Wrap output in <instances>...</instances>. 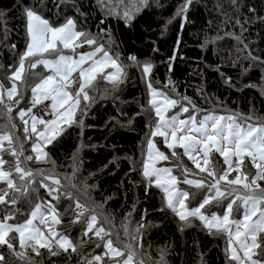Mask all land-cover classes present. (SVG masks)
Masks as SVG:
<instances>
[{"label": "trees", "instance_id": "obj_1", "mask_svg": "<svg viewBox=\"0 0 264 264\" xmlns=\"http://www.w3.org/2000/svg\"><path fill=\"white\" fill-rule=\"evenodd\" d=\"M28 7L55 25L73 18L77 29L85 33L83 39H97L123 68L122 80L113 83L99 77L88 87L97 96L92 103L84 101L75 122L46 146L47 158L39 160L50 163L56 173L44 179L57 177L60 184H67L71 198H64L65 205H73L76 199L90 204L98 225L109 235L94 239V232L85 235L87 222H71L62 232L71 237L76 251L53 256L46 249H40L39 255L31 247L21 250L13 232L9 242L24 255L18 257L0 245L3 264H86L94 248L109 238L120 249L133 252L138 264H237L222 231L209 230L194 217L182 221L142 174L144 142L154 117L148 111L143 66L151 63V81L198 115L214 112L235 114L239 120L264 119V0H147L146 5L138 3L128 18L98 0H0V81L5 86L27 46ZM29 73L19 81L14 99L19 103L12 111L0 103L2 132L13 134L22 121L17 109L21 95L20 109L28 108L34 83ZM108 89L101 97V91ZM176 151L179 160L174 171L179 174L183 158L187 162L189 158L181 149ZM33 181H25L20 192L26 196L16 198L15 205L0 204V219L11 213L13 222H21L46 193L50 197L43 180ZM181 187L189 193L196 190ZM4 191H8L7 183L0 181V194ZM53 204L60 219L70 217L63 206Z\"/></svg>", "mask_w": 264, "mask_h": 264}, {"label": "snow or ice", "instance_id": "obj_2", "mask_svg": "<svg viewBox=\"0 0 264 264\" xmlns=\"http://www.w3.org/2000/svg\"><path fill=\"white\" fill-rule=\"evenodd\" d=\"M141 2L144 5L147 4V0H141ZM187 2L190 3L191 0H187ZM138 10L139 8H137ZM180 11H184V8L182 7ZM25 15L30 40L26 51L21 54L18 67L13 71L11 77H9L13 81L12 86L5 90L4 85L0 83V103L4 102L5 91L9 100L18 94L16 81L23 80L25 61L29 58H33L34 60V62L30 63V68H35L38 64H43L52 69L53 74L42 78L31 90L33 93V106L41 103L42 100L51 99L52 101L51 109L53 110L55 118L46 121L33 116L31 125L32 133H36L41 141L51 143L63 131L60 127L61 123L71 125L75 122V111L79 105L81 94L83 95V99H89L86 88L96 79V75L103 73L107 67L114 68L115 72L107 73L106 76L113 83H116L123 75V68L117 63L116 59L104 50L103 44L97 45L91 53L81 54L79 60H74L72 57L64 55H57V58L54 60L43 59L46 53H57L58 44H62L64 48L73 47V42L77 38L84 37L85 33L75 30V22L72 19H68L64 24L54 27L48 20L44 19L38 12L31 8L25 9ZM124 16L125 18L129 17L127 10L124 11ZM85 42L89 45L96 44L95 39L92 38L86 39ZM97 53H102L101 59L95 58ZM131 59L135 60V57H131ZM88 61H91V64L88 67H83ZM143 70L145 73H150L151 65L145 64ZM74 72H78L81 78L75 98L69 92L64 91L70 84L75 83V81L69 79ZM151 87L152 85L149 83V88ZM158 95L162 97L160 101L156 99ZM184 99L187 98L185 97ZM69 101H72V103L69 104ZM150 103L158 118L155 130L151 133V136L155 137L158 135L163 137L166 146L169 149H173L172 155L176 154L174 150L177 146L183 148L184 153L193 161L196 168L200 172L206 173L207 177L210 178L207 181L203 178L185 179L184 183L193 185L198 189L208 188L211 191L197 207L189 209L185 203L189 197V193L187 191H179L176 188L178 181L175 176L171 175L172 169L155 167L156 160H167L169 157L159 151V149H156L155 144L151 140L148 145V162L144 164L143 169L144 177L148 178L150 182L155 178L156 185L161 187L166 194L167 206L182 221H187L189 217L199 218L209 230L215 229L226 232L229 237L230 255L233 261H237L238 264H264V258H256L258 255H264V248L258 242V235L264 234V207H261L264 205V188L260 187L257 183L258 180H264V123L241 124L238 122L239 117L236 115L225 117L214 114L205 115L200 121H197L195 115L190 116L187 120H179L178 115H173L166 119L165 113L169 108L175 107L178 101L168 97L163 92L158 93L156 89H152ZM66 105L68 106L65 107ZM181 108L183 112L189 111L188 107L181 106ZM8 111H12L11 106L8 107ZM27 112H31V109H28ZM26 114V111L23 109L19 112L22 120ZM247 119H250V117L245 118V120ZM24 123L27 125L28 121L25 120ZM37 123L44 126L43 131L37 132ZM25 131H28L27 127ZM177 133H181V135L178 137ZM169 135H171V142L168 140ZM5 141L9 145H12L13 138L10 132L0 133V151L5 150ZM153 149H156L155 158L153 157ZM213 149L224 158V163L227 165V168L219 175H217L215 169L208 167L210 164L209 154ZM34 151L37 153V160L47 157V153H41L39 143L34 145ZM200 152H203L205 157L204 167L201 166L196 156L192 154ZM12 155L16 156L14 149L12 150ZM234 157L236 158L235 167H233ZM245 157H249L257 169L256 175L252 178L251 182H248V175L242 174L241 170V165ZM27 159L31 160L32 157L30 156ZM5 163L6 161L0 158V181L7 183L8 191L15 189V192H20L21 189L16 187L15 182L11 178L13 170H4L3 166ZM14 171L20 174L21 180L25 177H32L31 170L25 171L20 167L19 160L16 162ZM184 171L187 173L189 170L185 168ZM233 171L237 172V175L233 179H229V174ZM41 175H43L42 171ZM47 179L53 180L56 185L60 184L59 179L52 176L47 177ZM222 182L230 186L242 185L243 189L248 190V194L235 195L225 205V211L222 216L213 213L209 217L201 211L206 205L215 201L217 206H219L222 200L228 199L229 196H232V193L236 192V188L234 187L231 191H222L220 187ZM44 187L47 188L48 185L44 184ZM8 191L0 194V204L10 203L15 205L17 203L15 198L6 200ZM51 191L58 192L59 189H50ZM68 196L71 198L70 193ZM237 201H240L243 206L242 220L230 219L233 207L237 205ZM83 207L78 200L75 201L77 215L73 223L79 221L80 217L83 216V211H80ZM237 210L239 211V206H237ZM45 213L51 216L53 223L57 225L61 223L59 214L51 203L46 205L43 210L40 203L35 204L30 213V217L23 223H8L9 220L14 219V216L11 213H6L0 219V245H6L18 257L23 256L24 252H16L14 245L9 242V234L15 232L18 234L21 250L26 247H31L39 255L40 249H46L53 256L57 255L60 251L67 252L69 249L75 252L76 245L73 244L68 236L55 231L50 226ZM253 217L257 218L253 220ZM37 221L39 225L44 226V230L35 223ZM96 222L97 217L92 215L87 224L85 235L88 232H93L95 229V236L103 240L104 236L102 233L104 235L109 234L105 232L103 226L95 227ZM233 226H235L234 233ZM106 247L113 257L124 256L123 251L113 246L111 238L107 239ZM107 254L105 253V255ZM93 259L97 262L101 261L100 256H95ZM133 259V254L129 252L123 264H133ZM161 260L163 261V253L161 254ZM3 261L4 255L0 253V264H3ZM88 264H92V261H88ZM140 264H143V262L141 261Z\"/></svg>", "mask_w": 264, "mask_h": 264}, {"label": "rangeland", "instance_id": "obj_3", "mask_svg": "<svg viewBox=\"0 0 264 264\" xmlns=\"http://www.w3.org/2000/svg\"><path fill=\"white\" fill-rule=\"evenodd\" d=\"M98 2L100 3L101 6L106 7L110 11H113L115 13H119V14H121L123 16H124V11L127 10L129 12V16H131L133 14V11H132L133 8L138 3H140L141 1L140 0H123V2H121V0H103V2H102V0H98ZM28 8H31L34 11H36L33 7H28ZM38 14L41 15L44 19L48 20L49 23L52 26H54V27L60 26V25L64 24L68 20V19H66L63 23L55 25L48 18H46L42 13L38 12ZM69 19H72L74 21L73 18H69ZM26 21H27V18H26ZM75 30L78 31V32H81V31H79L77 29L76 23H75ZM26 32H27V28H26ZM88 38H89L88 36L85 39H83V37L77 38L73 42V47H69V48H64L62 44H58L57 53H53V54H47L46 53L43 56V59L54 60V59L57 58V55H64V56L72 57L74 60H79V57H80L81 54L91 53V52L94 51V49H95V47L97 45H100V42L98 43L97 39H95V41H96L95 45L87 44L85 42V40L88 39ZM27 39H28V42H27V45H28L29 40H30L28 32H27ZM104 50L107 51L114 59H116L117 63L121 66V64L119 63V60L110 51L105 49V46H104ZM25 51H26V48H25V50L23 52H25ZM250 54H252V52H250ZM95 58L96 59H101L102 58V53H97ZM250 58H253V57H250ZM31 62H34L33 58H29L28 60L25 61V70L23 72V77L27 74V71H29L31 73L30 78H32L31 80H33V82H34L30 86V88L32 90V88L35 87V85L37 83H39L42 78H44V77H46L48 75H52L53 73H52V69L44 66L43 64H38L35 68H30L29 65H30ZM90 64H91V61H88L87 63H85L83 65V67H88ZM145 64H150L151 65V63H145ZM151 69H152V65H151ZM13 71H15V70H13ZM13 71L11 72V75H12ZM110 72H115V69L111 68V67L105 68L103 73H98L96 75V79L92 82V84L94 82H96L99 77L102 78L104 81L112 82L106 76V74L110 73ZM122 77H123V75L121 76L120 80H122ZM69 79L72 80V81H75V83L70 84L67 88L64 89V91L69 92L72 95V97L75 98V94H76V92H77V90L79 88V83L81 82V78L79 77L78 72H74L69 77ZM143 79L145 81V88H146V93H147V96H148V111H149V114H152L154 117H152L151 120H150V122L152 123L151 124V131H150V134L147 137L146 141L144 142L145 143L144 144L145 148H144V159H143V164H142V174H143L144 164L146 162H148V152H149L148 145H149V141L151 140L155 144L156 149H159V151L165 153V155H167L169 157L167 160H162V159L156 160L155 161V167L172 169L171 175L175 176L177 178L178 183L176 185V188L179 191H187L188 192V190H186L185 188L181 187L183 185H185L187 187H190V188H195L196 189L192 193L188 192L189 193V197L185 201V203L187 204L189 209L195 208V207H197L199 205V204L196 203L197 200L201 196H206L211 191V189H208V188H200V189H198V188H196L193 185H189L187 183H184V180L185 179H201V178H203V179H205L207 181L210 178L207 177L206 173L200 172V170L196 168V166H195V164L193 163L192 160L189 159V161L187 162L185 158H183V163L180 164L179 168L177 169L179 174H176V172L174 171V168L177 165V161L179 160V156H178V153L176 151V148L181 149L183 151V155L185 157L188 158V156L184 153V149L179 147V146H177L175 148V150H174L176 154L172 155L173 149H169L166 146V144L164 143V138L163 137L158 136V135L155 136V137L151 136V133L155 130V125H156V123L158 121V118L156 117L155 110H154L153 106L150 103V101L152 99V89H156L158 93L159 92H163L168 97H170L172 99H174V98L171 97L166 92V90L163 89L161 86H159L157 83L151 81L150 73H145L144 72ZM12 82L13 81H10V84L7 85V86L4 85V89L6 90V89L10 88L12 86ZM0 83H2V82L0 81ZM149 83H151V85H152L151 88H149ZM16 84H17V92H18L19 81H16ZM90 86H88V87H90ZM88 87L86 88V91H87L89 99H87V100L83 99V95L81 94L79 105L76 107V111H75V120L77 118L79 107H81L84 104V101L91 100V103H92L93 97L97 96L96 93L90 94L89 90H88ZM108 91H109V89L106 90V91L105 90L101 91L102 92L101 97H104L107 94ZM18 94L15 95L13 97V99L9 100L7 98V94H6V91H5V93H4V102L6 103L5 106L9 107L10 104H8V102L9 101L10 102L14 101V99L17 98ZM92 95H94V96H92ZM37 96H39V94H37ZM156 99L158 101H160L162 99V97H160L158 95L156 97ZM22 100L23 99H22V95H21L20 106L22 105ZM45 102L48 103V106H49V108H50V110L52 112V117L48 118V119L42 118V117H40V116H38V115H36L34 113L35 107L37 105H39L41 103H45ZM41 103L36 104L35 106H33V93H32L30 99L28 100V104L26 105L28 108L27 109L21 108V109L25 110L27 114L24 116V119L22 121L21 120L19 121V125L15 128V130H14V132L12 134V138L15 139V141L12 143V145H9L7 143V141L4 142V149L5 150L0 151V158H2L4 161H6V163L3 166L5 171L13 170L11 178L15 182L16 187L21 189L22 186L24 185L25 181L28 182L30 180H31V182H35L33 180H41V181L43 180L44 184L48 185L47 188L45 187V190L48 191V192L50 191V189H56L58 187V189H59L58 192L51 191V192L48 193L49 196L52 199L56 200V201L51 200L50 197H48V195L46 193L45 197H43L41 202H38V203L41 204L42 210L49 203H51L53 206H54L53 203H55L56 206H59V205L63 206V208H64L63 211L64 212H66V211L70 212V217L65 218V219L61 218L62 220L59 218L61 220V223L58 224L59 226L57 224L53 223L52 219H51V216H49V215H47V213H45L46 218H47L50 226L55 231H57L59 233H63L62 231L65 232L66 228L68 227L67 224H70L71 222L73 223V221L75 220L76 215H77V210L75 209V206H74L75 203L73 205H65V203L63 202L64 198L66 196H68L69 191H70V190H67V188H66L67 184H65L62 181L61 184L56 185L53 180L44 179L46 177L45 175L54 174L53 172H55V171H53L54 170L53 166L50 163L49 164H45L43 162H40L39 160H36L37 153L34 151V145L39 143L40 144V148H41V153H47L46 152V146L49 143L41 141L40 137L36 133H32L31 132L32 117L35 116L38 119L42 118V119H44L46 121L55 118V116L53 114V110L51 109V103H52L51 99L42 100ZM71 103H72V101H69V104H71ZM20 106L17 107L18 110H21ZM67 106L68 105H66L65 107H67ZM181 106L182 105L177 103V105L175 107L169 108L168 111L165 113V118L167 119V118H170L173 115H178V119L179 120H187L190 116L195 115L197 121H200V120L203 119V117L205 115H208V114H214V115H217V116H225V117L232 115V114H220V113H214V112H211V113L209 112V113H204V114L198 115L196 112H192V110L189 107H188V109H189L188 112H183ZM8 107H6L7 111H8ZM184 107H187V106H184ZM28 109H31V112H27ZM152 111H153V113H152ZM18 112H20V111H18ZM233 115H235V114H233ZM9 118H11V117H9ZM25 120L28 121V124L25 125V123H24V125H22L21 123L24 122ZM238 122L241 123V124H244V123L258 124V123H264V119H260V118L257 117L255 119L250 118V119L245 120V118H244V119L239 120ZM66 125L67 124L61 123L60 127L64 130L65 129L64 127ZM18 127H20V129H18ZM26 127L28 128L27 132L25 131ZM36 127H37V132H40V131L44 130V126L40 125L39 123H37ZM0 133H2V131H0ZM48 135H50V134H48ZM180 135H181V133H177L178 137ZM168 140H169V142H171V135H169ZM20 142H22L21 145H20ZM29 143H30V145H27ZM17 145H18V148H17ZM13 149L16 152V156L12 155V150ZM156 149H153V157L154 158H155ZM192 154L196 156L197 160L201 163V166L204 167L205 166L204 165L205 157L203 155V152L192 153ZM30 156L32 157V159L31 160L27 159ZM209 156H210V164L208 165V167H210L212 169H215L216 172H217V175H219L225 168H227V165L224 163V158L219 153H217L214 149L209 154ZM46 158L41 159V160H45ZM17 160H19V162H20V167H22L25 171L31 170L32 177H25L23 180H21L20 174H18V173H16L14 171V169L16 167ZM235 160H236V158L234 157L233 158V167H235ZM36 161H39V162L36 163ZM185 168L189 170L187 173H185V171H184ZM241 170H242V174H247L248 175V178H249L248 182H251L252 178L256 175V172H257V169L255 168V166L253 165V163L251 162V159L249 157H245V159L243 161V164L241 165ZM41 171L43 172V175H41ZM54 175H56V173ZM236 175H237V172L233 171V172H231L229 174L228 178L229 179H233ZM55 178L59 179L57 177H55ZM144 178H145L146 182L148 183V185L155 186L162 192V194L164 196V201H165L166 206H167L166 194L164 193V191H163V189L161 187H158L156 185L155 178H153L151 182L149 181L148 178H146V177H144ZM59 181H60V179H59ZM257 183L260 185V187L264 188V180H258ZM220 187H221L222 191H226V192L227 191H231V189L234 187V188H236V192L232 193V196H229L228 199L222 200V203H220L219 206H217V203L215 201H213L209 205H206L205 208L202 209L201 211L205 215H208L209 217H211V215L213 213H216V214L222 216L224 214V211H225V205L229 202V200H231L235 195H246V194H248V190L243 189L242 185L230 186V185H226L224 182H222ZM22 193H23V191L22 192H15V189H13V190L8 192V196H10L12 198H15V199L19 198L20 196H26V195H23ZM28 196H32L31 193H28ZM6 199H7V197H6ZM77 200L83 206H85L87 208V211L85 213H83V216L80 217L79 222H87L88 223L90 221V217L92 215L96 216V214L94 213V209H93L94 207H92L90 204H88L87 202H85L83 200L76 199V201ZM67 201H69V200H67ZM192 202L196 203V206H192L191 205V204H193ZM35 204H37V203H35ZM237 206H239V211L237 210ZM261 207H264V205H262ZM31 211H30V213H31ZM30 213H29L28 218L30 217ZM257 216H258V214H257ZM28 218H26V219H28ZM189 218H191V217H189ZM256 218L257 217H253V220H255ZM197 219H199V218H197ZM230 219H232V220H242L243 219V206L241 205L240 201H237V205H234L233 212H232V214L230 216ZM25 220H23L21 222H17V223H23ZM201 222L204 224L203 221H201ZM8 223L17 224L15 222H13V220H9ZM35 223H37L38 226L41 227L42 230H44V226L43 225H39L38 221L35 222ZM95 227L98 228V227H100V225H98V223L96 222V226ZM84 230L87 231V227ZM93 232H95V229L93 230ZM105 232H106V230H105ZM234 232H235V226H233V233ZM223 233L227 236L228 251H229V255H230L229 237H228L226 232H223ZM11 234L12 233H10L9 236ZM63 234L68 236V238L70 240H72L71 237L68 235V233L67 234L63 233ZM102 235L104 236V238H106V236H107V235H104L103 233H102ZM16 237H17L18 242H19V238H18V234L17 233H16ZM93 238L97 239L98 237H95V234H94ZM93 238H92V240H93ZM106 241H107V239L105 240V244L104 245L103 244H98L99 246H96V248H94V249H97V250H96L95 253H93L92 257L88 261L91 260L92 264H123L124 259H126L127 255L129 254L128 250H126V249L122 250V249H120L119 247H117L113 243L114 247L119 248L121 251L124 252V256L123 257H120V256L113 257L112 254L109 252V250L106 247ZM258 242H260L261 243V247L264 248V242H263V239L261 240V234L258 235ZM91 246H92V243H91ZM100 246H101V250L99 248ZM237 247H238V245H237ZM98 248H99V250H98ZM257 251L259 252V250H257ZM105 253H108V254L105 255ZM131 253L133 254V257H134L133 264H136V263L138 264L139 261H138V259H135V254L133 252H131ZM241 254H242V250H241ZM95 256H100L101 257V261H99V262L95 261L93 259ZM230 257H231V255H230ZM258 257L259 256H257L256 258H258ZM258 259H260V258H258ZM88 261L86 262V264H88ZM236 263L238 264L237 261H236Z\"/></svg>", "mask_w": 264, "mask_h": 264}, {"label": "built area", "instance_id": "obj_4", "mask_svg": "<svg viewBox=\"0 0 264 264\" xmlns=\"http://www.w3.org/2000/svg\"><path fill=\"white\" fill-rule=\"evenodd\" d=\"M17 104V101H14L10 106L13 108ZM34 113L42 118L48 119L52 117V112L48 106V103H41L35 107ZM83 213L87 211V208L84 206L82 210Z\"/></svg>", "mask_w": 264, "mask_h": 264}, {"label": "crops", "instance_id": "obj_5", "mask_svg": "<svg viewBox=\"0 0 264 264\" xmlns=\"http://www.w3.org/2000/svg\"><path fill=\"white\" fill-rule=\"evenodd\" d=\"M66 126H67V125H66ZM66 126H65V127H66ZM65 127H64V128H65Z\"/></svg>", "mask_w": 264, "mask_h": 264}]
</instances>
